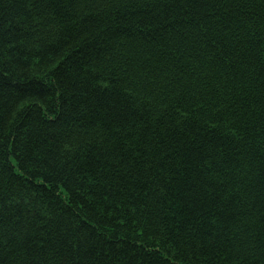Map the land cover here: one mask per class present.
Listing matches in <instances>:
<instances>
[{
  "label": "trees",
  "instance_id": "obj_1",
  "mask_svg": "<svg viewBox=\"0 0 264 264\" xmlns=\"http://www.w3.org/2000/svg\"><path fill=\"white\" fill-rule=\"evenodd\" d=\"M0 264H264V0H0Z\"/></svg>",
  "mask_w": 264,
  "mask_h": 264
}]
</instances>
